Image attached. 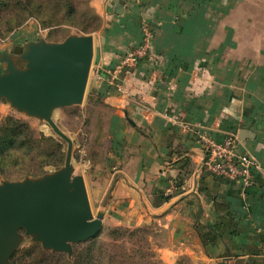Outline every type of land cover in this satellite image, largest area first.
Masks as SVG:
<instances>
[{
	"label": "crops",
	"instance_id": "1",
	"mask_svg": "<svg viewBox=\"0 0 264 264\" xmlns=\"http://www.w3.org/2000/svg\"><path fill=\"white\" fill-rule=\"evenodd\" d=\"M118 1L99 0L117 20L93 34L91 92L113 108L109 131L120 138L108 168L90 176L99 212L129 229L157 221L163 264H264V0H121L122 15ZM144 25L151 54L121 74V93L108 74L141 44ZM179 122L216 140L250 132L239 147L261 172L246 197L205 170L204 146Z\"/></svg>",
	"mask_w": 264,
	"mask_h": 264
},
{
	"label": "water",
	"instance_id": "2",
	"mask_svg": "<svg viewBox=\"0 0 264 264\" xmlns=\"http://www.w3.org/2000/svg\"><path fill=\"white\" fill-rule=\"evenodd\" d=\"M123 7L119 0L116 14L122 15ZM93 59V34L71 35L60 43L30 42L0 59V102L47 123L67 143L62 168L0 183V264H12L26 237L45 251L71 258L74 245L98 236L103 228L105 213H93L85 179L74 174V143L53 119L55 110L83 103ZM248 134L240 131L239 139Z\"/></svg>",
	"mask_w": 264,
	"mask_h": 264
},
{
	"label": "rangeland",
	"instance_id": "3",
	"mask_svg": "<svg viewBox=\"0 0 264 264\" xmlns=\"http://www.w3.org/2000/svg\"><path fill=\"white\" fill-rule=\"evenodd\" d=\"M5 1L0 0V4ZM11 1L12 5L9 9L2 10V7H0V59L5 53L13 54L15 47H24L30 42L43 40L49 43H60L71 35L102 33L106 30L104 28L106 22L117 20L112 10L109 11V16L100 14L99 0H70L78 10L77 16L70 19L62 17V12H66L62 0H43L48 5V10L38 9L37 6L40 4V0H18L22 3L20 7L15 5L14 0ZM28 2L31 3L29 8L26 7ZM94 15L95 17H93ZM6 21L11 22V24H6ZM231 21L233 26L240 27L239 18L234 17ZM242 21L244 22V20ZM19 22H22L21 25L17 24ZM249 25H255V21L250 19ZM3 70L4 64L0 60V75ZM92 73H96L93 63L90 72L91 76L93 75ZM91 76H89L83 103L55 110L53 119L74 143V174L86 176L90 185L88 195L91 207L96 215L100 211L96 202L98 195L93 192L94 188L91 186L90 176L96 170V165L100 164L106 167L107 161L111 158L113 138H115L116 144H118L120 138L114 137L109 131V126L113 122L111 120V111L109 110H113V108L99 96L93 95L91 92ZM7 128L18 129V132L23 130L21 139H32L33 141L28 148H19L18 145L0 148V183L4 180L19 181L26 177H41L63 167L66 159L67 143L58 137L47 123L18 113L11 108L6 100H2L0 102V137ZM46 138L53 139V145L42 142ZM10 139L17 142V139L12 135ZM4 145L3 143L2 146ZM107 173L105 170V174ZM100 197L102 199L101 204L106 207L110 202V193ZM121 227L110 216L105 221L103 220V228L99 235H103V246L106 247L107 252H115L116 254L121 252L124 245L123 242L121 245L118 241L114 242L113 237L110 235ZM136 229H142L143 232L138 234L135 241L141 242L143 246L142 240L145 239L149 243V251L154 254L152 261L157 264H163L157 255L158 249L167 242V235L161 231L162 228L159 223L152 221L147 225L135 229L130 228L129 230L133 231ZM21 233L24 234V231H21ZM96 237L74 245V252L71 258L65 253L45 251L41 244L32 243L31 238L26 237L19 249L14 253L13 260L12 258L11 260L13 264H70L73 263V258L77 253H85L87 251L88 245L86 243L96 239ZM113 244L119 245L117 249ZM125 246L129 249L132 248L127 244ZM43 252L64 254L70 263L64 257L57 258L52 255H46ZM135 252L139 253L140 250ZM137 261L139 260L137 259ZM142 264L149 263L143 261Z\"/></svg>",
	"mask_w": 264,
	"mask_h": 264
},
{
	"label": "built area",
	"instance_id": "4",
	"mask_svg": "<svg viewBox=\"0 0 264 264\" xmlns=\"http://www.w3.org/2000/svg\"><path fill=\"white\" fill-rule=\"evenodd\" d=\"M142 31L141 44L122 56L115 70L108 74L110 85L121 93L125 92L121 74L134 68L151 54L152 29L144 25ZM179 125L183 130L195 134L204 146L205 170L214 177L234 184L241 195L246 197L249 190L254 187L261 166L256 158L240 150L238 134L230 133L224 139L216 140L197 126L182 122H179Z\"/></svg>",
	"mask_w": 264,
	"mask_h": 264
},
{
	"label": "trees",
	"instance_id": "5",
	"mask_svg": "<svg viewBox=\"0 0 264 264\" xmlns=\"http://www.w3.org/2000/svg\"><path fill=\"white\" fill-rule=\"evenodd\" d=\"M56 1V0H54ZM64 2V9H66V12H62V17L65 19L74 18L78 14L77 8L71 3L70 0H62ZM14 3L17 7H20L22 3L18 0H14ZM12 5L11 0H6L4 3L0 4V7H2V10L9 9ZM31 3L28 2L26 7H30ZM38 9H46L48 10V5L44 3L43 0H40V4L37 6ZM23 8V7H22ZM19 17V16H18ZM95 17V15L93 16ZM98 18V17H97ZM44 21V20H43ZM22 22L17 23L18 25H21ZM6 24H11V22H7ZM21 133H23V130L18 132V129H10L7 128L3 131L2 136L0 137V148L10 146H16L18 145L19 148H28L31 146L32 139L29 140H22L21 139ZM11 135L17 139V142H14L12 139H10ZM42 142H47L50 145H53L54 140L50 138H46L42 140ZM5 144L2 146V144ZM39 144V143H38ZM123 232H121V231ZM119 230H115L110 235L113 237L114 242L118 241L121 245L123 242L122 250L118 254L115 252H107L106 247L103 245L102 237L103 235H99L96 237V239H93L86 244L88 245V249L85 253H77L75 257L73 258V263L68 262L67 256L64 254H51L50 252H43L46 255H52L54 257H64L65 260L70 264H142L143 261H146V263L149 264H157L156 262H153L152 259L154 258L153 252L149 251L150 246L149 243L143 239V246L141 245V242L138 243L135 240L138 234H141L143 231L142 229H136V230H129L124 227H121ZM120 237L118 238V236ZM129 239V240H128ZM146 241V242H145ZM145 242V245H144ZM130 245L132 248H127L125 245ZM114 247L117 249V246L113 244ZM133 249V251H131ZM136 250H140L139 253H136ZM140 255V256H139ZM13 257V256H12ZM137 259L139 261H137ZM13 260V258H12ZM11 260V263L13 262ZM140 262V263H139ZM13 264V263H12Z\"/></svg>",
	"mask_w": 264,
	"mask_h": 264
}]
</instances>
